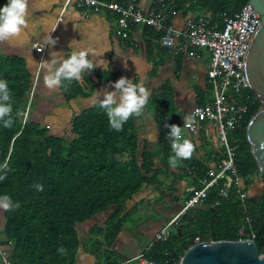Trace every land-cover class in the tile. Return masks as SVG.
I'll use <instances>...</instances> for the list:
<instances>
[{
    "label": "trees",
    "instance_id": "1",
    "mask_svg": "<svg viewBox=\"0 0 264 264\" xmlns=\"http://www.w3.org/2000/svg\"><path fill=\"white\" fill-rule=\"evenodd\" d=\"M103 1L121 3L124 0ZM248 1L166 0L165 8L169 12L208 15L209 24H216L220 29L224 26L223 19L238 13ZM6 3L7 0H0V7ZM142 27L147 36L144 45L147 59L154 52L166 51L161 47L160 33L151 27ZM112 78L111 73L93 71L83 75L82 84L73 81L67 90L59 89L69 102L91 95L100 84ZM0 79L8 81L13 98V126L5 129L0 124V175L5 176L0 180V196L7 194L14 205H19L11 211H3L0 245L9 264H73L81 245L78 227L97 214H104L106 218L102 227L93 228L96 238L90 242L88 252L96 256L98 264L128 260L113 250L128 220L120 213L143 188L164 186L163 178L171 169L168 163L171 146L166 139L170 129L166 125L181 124V118L171 117L161 110L166 103L161 95L163 90L155 92L148 100L158 133V149L151 151L146 144L140 147L134 117L117 132L110 129L108 118L98 103L70 119L71 141L51 134L48 126L31 120L30 107L23 121L33 78L20 56L0 54ZM237 101L247 107V113L243 128L231 132L230 142L236 148V175L242 179L248 194L259 171L246 139V127L260 109V103L251 90L241 92ZM221 156L220 153L218 160ZM176 169L180 178L188 177L192 187L184 193V204L192 192L201 187L200 181L209 169L194 156L182 161ZM262 180V193L257 197L248 196L243 203L235 192V184L220 180L199 205L177 219L170 227L168 239L152 241L143 257L156 264H178L180 257L194 244L237 241L238 229L246 226L255 233L258 254H264ZM36 185L43 190L38 191ZM224 186L227 196L221 197L219 190ZM113 207L118 210L112 212ZM246 220H249L248 225ZM61 247L66 249L65 254L58 253Z\"/></svg>",
    "mask_w": 264,
    "mask_h": 264
},
{
    "label": "crops",
    "instance_id": "2",
    "mask_svg": "<svg viewBox=\"0 0 264 264\" xmlns=\"http://www.w3.org/2000/svg\"><path fill=\"white\" fill-rule=\"evenodd\" d=\"M65 2L66 0H33V8L36 10L34 11L33 17L36 21H39V23H44L46 25V34L52 33V29L55 30L54 35L57 32V37L55 39L58 42L55 47L46 45L43 53L36 51V47L42 45L41 41L44 37H41V35L43 33L39 34V38L33 41V38L25 40L24 35H26V33L22 32L18 38H15L16 43H23L22 46L25 45L26 47L35 49L39 54V61L47 56L51 57L50 53L52 52L63 53L64 58H67L68 54L73 50L80 51L90 49L95 52V55H90L89 58L92 59L94 63L100 61L104 65V67H96L93 71L111 73L113 78L109 82L100 84L91 95L77 97L69 102L65 101L62 92L58 89L62 102L66 104L68 110H60V112L57 113L59 119H72L74 116L83 113L84 110L93 107L98 103L97 93L102 94L105 90L109 92L115 91L112 85L122 77L132 82L142 83L150 93L149 98L155 92H161L163 90L161 95H163V99L166 100V103L161 110H163L166 115L181 118L180 127H182V119L186 113L196 106L208 104L211 100L210 87L206 77L210 53L207 49L188 44L183 36V32L185 31V20L187 18H198L200 17L199 13L182 14L180 11L169 12V10L165 8L163 11L165 23V19H167V24L180 32V35L176 39L175 45L171 50L154 52L150 56V59H147L144 49L147 36L142 26H136L131 29L128 38L123 39L118 34L119 28L116 23L117 16L113 12L101 11L95 13L91 10L77 8L73 2L63 9ZM152 3L153 0H138L137 7L141 12L146 11ZM31 17L27 18L28 25ZM35 26L39 27L37 23H35ZM71 43L72 47L69 48ZM23 52L17 57L20 56L24 59ZM84 74L88 73L85 72ZM76 82L80 85L83 79ZM99 98L103 100V95H100ZM58 107L61 108V106ZM154 117V111L150 109L148 103L144 108L143 114L139 118L134 117L136 129L144 134L143 136L137 134L139 145L141 147L146 144L151 151H156L158 149V133ZM143 121L149 123V130L151 129L149 134H151L152 139H150L148 135L145 136L144 132H146L148 128L146 127L143 130V128L138 125ZM183 134L185 138L189 139L196 146L193 156L202 165L207 167V169L210 170L213 168L221 153L214 128L210 124L200 125L195 134L185 131L184 129ZM168 176L172 180L168 184L171 189L169 193H164L161 191V188H143L140 193L135 195L131 201L123 206L120 215H122V217H128L132 216L131 214L133 213H144L146 210L149 214L155 216L156 214H161L160 207H162L166 213L164 221L174 218L183 205L184 193L191 191L192 187L190 186L191 183L188 182V177L180 178V172L176 168H171ZM190 176L193 177L192 174H190ZM179 187H184V189L181 191ZM180 191L181 195H179ZM262 191L263 180L258 176L248 189V196L257 197ZM156 201L160 203L154 204ZM117 210V207L111 209L112 212ZM105 218L106 216L101 214L100 218H92L78 229L81 245L75 255L73 264H98L99 261L96 256L88 252V250L90 242L96 238L92 233L93 228L95 226L102 227ZM127 222L119 236L123 234L128 236L134 233L127 227ZM165 223L166 222L163 223V226ZM157 231L158 230H155L149 242L143 245L141 250L136 253H134L135 251L132 252L128 257L119 256L129 260L142 255L151 245Z\"/></svg>",
    "mask_w": 264,
    "mask_h": 264
},
{
    "label": "built area",
    "instance_id": "3",
    "mask_svg": "<svg viewBox=\"0 0 264 264\" xmlns=\"http://www.w3.org/2000/svg\"><path fill=\"white\" fill-rule=\"evenodd\" d=\"M72 2L75 3L77 8L91 10L95 13L101 11L113 12L117 16L118 34L123 39L128 38L130 30L135 26L151 27L157 33H160L161 47L169 51L174 47L176 39L180 35V32L164 21L163 11L166 0H153L152 5L142 12L137 7L138 0H124L121 3L103 0H66L63 9ZM263 18L250 4H246L231 18H224V26L220 29L217 28L216 24H209L208 15L185 20L183 36L186 42L192 46L207 49L210 53L206 77L210 87L211 100L208 104L196 106L186 113L182 120V128L195 134L200 125L210 124L216 132L222 156L200 181L201 187L194 190L184 202L178 214L155 233L154 242L167 240L170 236V227L177 219L185 215L188 210L199 205L205 199L208 190L220 180H224L225 184L231 182L235 184V192L240 202L243 203L248 198V194L243 188L242 179L236 175L234 161L236 148L230 142V134L232 131L240 130L244 126L247 107L239 104L237 97L241 92L250 90L244 71V61L251 41ZM42 46H37L36 50ZM29 93L27 107L22 116L23 121L27 118L33 97V88ZM219 195L221 197L227 196L225 186L219 190ZM246 224H249V220H246ZM237 235L239 237L237 241L254 242L255 239V233L250 226L239 228ZM0 259L2 264H9L1 245ZM132 262H136V264H156L153 261L146 260L143 254L116 264H129Z\"/></svg>",
    "mask_w": 264,
    "mask_h": 264
},
{
    "label": "clouds",
    "instance_id": "4",
    "mask_svg": "<svg viewBox=\"0 0 264 264\" xmlns=\"http://www.w3.org/2000/svg\"><path fill=\"white\" fill-rule=\"evenodd\" d=\"M28 6L29 0H7V3L0 7V43L18 38L24 28L28 27ZM57 40L52 38L51 33L46 34L41 41L42 47L36 51L43 52L46 45L55 47ZM72 47V43L69 48ZM95 55L92 50L71 51L67 58L63 53H50L49 61H41V67L45 70L43 77L44 86L49 91H55L61 87L67 90L68 85L73 81H81L85 72L89 73L96 67L104 65L102 62H95L89 58ZM66 82V83H65ZM112 87L115 91L105 90L102 94L97 93L98 106L104 111L108 118L110 129L117 132L122 131L123 125L132 117L139 118L148 103L150 93L142 83H133L125 77L120 78ZM103 95V100H100ZM13 98L9 90L8 81L0 79V124L5 129L13 126ZM170 129L166 139L170 141L171 154L168 158L169 166L175 169L182 161L192 158L195 145L183 134V129L177 125H166ZM5 176L0 175V180ZM38 191L42 186L36 185ZM19 207L13 204L11 197L7 194L0 196V209L11 211ZM58 253L65 254L66 249L59 248Z\"/></svg>",
    "mask_w": 264,
    "mask_h": 264
},
{
    "label": "rangeland",
    "instance_id": "5",
    "mask_svg": "<svg viewBox=\"0 0 264 264\" xmlns=\"http://www.w3.org/2000/svg\"><path fill=\"white\" fill-rule=\"evenodd\" d=\"M33 4H34L33 0H29L28 17L31 16L32 17L29 20L28 27L24 28L23 32L26 33V35H24L25 40L26 39L29 40L33 38L32 40L34 41L35 39L39 38L38 37L39 34L43 33L41 37L42 36L44 37L47 33V28L44 23H39V21H36V19L33 17L34 11H36L33 8ZM35 23H37L39 27L35 26ZM52 30L53 31L51 35L53 39H55L57 37V32L54 35L55 30L54 29ZM22 45L23 43L17 44L15 38H13L10 41L0 43V54L18 56L21 52L25 51L22 54L24 55L27 69L33 78L34 95L30 103V110H29L30 119L42 125L48 126L51 134L62 137L67 141H71L73 139V136L69 132L70 119H59L57 115V113L60 112V110L68 111L66 104L62 102L60 92L58 91V89L55 91H49L44 86L43 77L45 75V70L41 67L40 64L42 59L39 61V54L35 51V49ZM50 59L51 57L47 56L43 59V61L50 62ZM50 94H51V98H50ZM58 106H61V108H59ZM138 125L141 128H143V130L147 127L148 130L144 132L145 136L148 135L149 138L152 139L151 134H149V131L151 130V129L149 130V123L147 121L146 122L143 121ZM137 134H139L140 136L144 135L142 132L140 133L138 130H137ZM163 179L165 184L164 186L161 187V191H163L164 193H169L170 192L169 190L171 189L169 188L168 184L172 180L169 176L164 177ZM180 189L182 191L184 187ZM181 191L179 192V195H181ZM159 203H160L159 201H156L154 204H159ZM160 209H161L160 212L161 214L155 213L156 214L155 216H153V214H149L146 210L144 213L141 214L133 213L131 214L132 216H128L129 220L127 222V227H129L134 233L128 236L126 234H123L118 237V239L116 240L113 246V250L116 252L118 256L120 255V256L128 257L130 254H132V252L135 251L134 253H136L137 251L141 250L142 246L146 245L149 242L155 230H159L163 226L164 222L167 223L169 221V220L164 221L166 213L164 212L165 210H163L162 207H160ZM3 211H4L3 209H0V234L2 233L4 227ZM100 216L101 214H97L94 217V219L100 218ZM80 227L81 226H79L78 229Z\"/></svg>",
    "mask_w": 264,
    "mask_h": 264
},
{
    "label": "water",
    "instance_id": "6",
    "mask_svg": "<svg viewBox=\"0 0 264 264\" xmlns=\"http://www.w3.org/2000/svg\"><path fill=\"white\" fill-rule=\"evenodd\" d=\"M248 4L264 17V0H249ZM248 48L244 71L250 90L260 103V109L246 127V139L264 179V18L260 21ZM178 264H264L252 241H208L191 246Z\"/></svg>",
    "mask_w": 264,
    "mask_h": 264
}]
</instances>
